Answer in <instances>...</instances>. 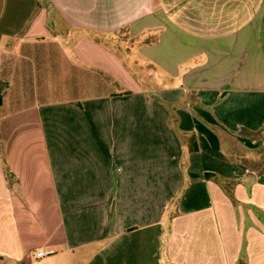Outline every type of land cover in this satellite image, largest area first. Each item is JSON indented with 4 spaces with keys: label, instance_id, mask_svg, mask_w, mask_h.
Masks as SVG:
<instances>
[{
    "label": "crops",
    "instance_id": "obj_1",
    "mask_svg": "<svg viewBox=\"0 0 264 264\" xmlns=\"http://www.w3.org/2000/svg\"><path fill=\"white\" fill-rule=\"evenodd\" d=\"M43 1L0 0V264H264V0Z\"/></svg>",
    "mask_w": 264,
    "mask_h": 264
},
{
    "label": "rangeland",
    "instance_id": "obj_2",
    "mask_svg": "<svg viewBox=\"0 0 264 264\" xmlns=\"http://www.w3.org/2000/svg\"><path fill=\"white\" fill-rule=\"evenodd\" d=\"M87 36L104 48H108L117 54L124 61L125 65L130 67L133 73L132 76L140 87H154L155 79L152 78L153 70L146 62L140 61L135 53V43L132 44L131 41H128L124 32L116 31L111 35H86V37ZM126 56L129 58L125 59ZM125 60H127V62H125ZM221 186L227 200L225 199L226 202L224 203H217L214 205L213 209L208 213L209 216L211 215V219L214 220L212 228L216 231L227 229L231 233L235 232L237 230L239 215H244L245 220L248 221L246 223L252 225L253 222L249 216L256 215L259 218V212L250 205L239 204L237 199L233 196V188L229 183ZM193 224H195L194 220L180 221L172 226L169 222L164 223L163 242L171 241L170 243H172V238H170V236L173 229L177 231L188 230L192 228ZM173 226L175 228H173ZM240 261L242 262V255Z\"/></svg>",
    "mask_w": 264,
    "mask_h": 264
},
{
    "label": "built area",
    "instance_id": "obj_3",
    "mask_svg": "<svg viewBox=\"0 0 264 264\" xmlns=\"http://www.w3.org/2000/svg\"><path fill=\"white\" fill-rule=\"evenodd\" d=\"M48 252H46V251H40V250H37V251H35L34 253H33V256L34 257H42V256H44V255H46Z\"/></svg>",
    "mask_w": 264,
    "mask_h": 264
},
{
    "label": "trees",
    "instance_id": "obj_4",
    "mask_svg": "<svg viewBox=\"0 0 264 264\" xmlns=\"http://www.w3.org/2000/svg\"><path fill=\"white\" fill-rule=\"evenodd\" d=\"M37 7L45 6V2L43 0H37ZM46 26H47V21H46Z\"/></svg>",
    "mask_w": 264,
    "mask_h": 264
}]
</instances>
